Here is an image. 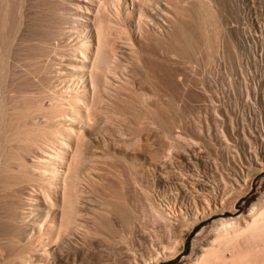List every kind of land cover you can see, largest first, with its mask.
Masks as SVG:
<instances>
[{
  "label": "bare ground",
  "instance_id": "bare-ground-1",
  "mask_svg": "<svg viewBox=\"0 0 264 264\" xmlns=\"http://www.w3.org/2000/svg\"><path fill=\"white\" fill-rule=\"evenodd\" d=\"M59 1L44 3L22 39L26 1L0 0V264H97L103 246L115 260L124 252L126 264H149L160 249L182 245L183 226L208 213L184 182L171 201L158 193L167 178L154 164L165 168L162 158L180 150L181 168L195 181L198 161L185 154L183 139L191 138L174 132L183 109L172 90L160 95L156 72L166 71L169 81L170 59L196 65L199 55L214 58L230 27L220 22L225 0H69L67 8ZM13 59L22 64L18 73ZM155 128L168 138L158 135L156 151L149 142ZM254 154L248 171L264 166ZM197 179L195 189L207 200L234 189L223 177V187ZM241 219H221L187 264H264V200Z\"/></svg>",
  "mask_w": 264,
  "mask_h": 264
},
{
  "label": "rangeland",
  "instance_id": "rangeland-1",
  "mask_svg": "<svg viewBox=\"0 0 264 264\" xmlns=\"http://www.w3.org/2000/svg\"><path fill=\"white\" fill-rule=\"evenodd\" d=\"M24 1H26L24 2V5L26 7V8L24 7L25 8L24 9L25 10L24 11V16H25L24 21H26V23L24 22V26L22 30L23 32H21V37L22 39H28V37L26 36H28L29 27L33 25L32 22L36 20L38 13L40 11L47 8V7L43 8L45 7V4H47L48 2L50 4V2L52 1L51 2V5H52L54 0H24ZM61 1L62 3L65 2L63 4L64 7L62 5L63 8H67L66 6L68 5H65L66 3L71 4V1L69 0H66V1L61 0ZM61 1H59V3H61ZM56 3L57 1L55 2V4ZM218 9L220 11L219 15H220L221 25L223 27L226 25L225 28H228L230 26L228 28L229 30L227 29L229 31L228 33L230 34V36L229 38L228 36H226L228 34L227 32L222 34L221 36L222 38L219 39L216 45L217 47H216V51L214 54L215 55L214 58L211 61L206 62L205 55L202 53L203 55L198 56V58L200 57V59H197V61L195 62L196 65H193V62L190 64L185 63L184 65H182L183 63H181L180 61L178 63L176 58L175 60L177 62L173 58L170 59L169 61H167L168 62L167 65L172 64L174 66L173 67L172 65L167 66L168 67L167 69L171 71L170 78L172 77L169 81H167V78H166V71L156 72L157 73L156 75L158 77L156 78L157 80L159 79L158 80L159 81V86H158L159 93L163 92L160 95L168 94L173 91L174 98L175 100H177L176 101L177 106H179L180 104V107H181V108L178 107L180 108L178 109L179 112L182 111L183 109V114L180 113L181 114L180 116H182L181 120L183 122V125H182V122H180L181 124H179L178 127L179 128L181 127L180 128L181 130L179 128H175L174 132L179 133L181 131L180 134L183 137H184L183 134H185V137L187 136V139L191 138L189 139L190 141H192V139H194L193 141H197L196 143L192 141L195 145L192 144L191 142L192 146H190V141L185 140L186 138H184L183 141H185L184 143L186 144H184L183 146L187 145L188 143L186 141H188L189 144L186 147H184V149L187 150L185 151V154L187 152L189 157L192 156L191 157L192 161L193 160L198 161L197 172L195 171V174H194L195 176L193 175L195 181H193V177H191L192 179L190 178L189 172H186L185 170L182 169L183 160L182 158L178 156L180 153V150H178L179 151L178 154H176L177 151L174 152L172 150L173 152H171V156L173 155L174 157L176 156L177 157V158L175 157L176 159L174 157L173 159L172 158L170 159L171 156L170 157L167 156L170 159L169 164L166 160L168 159L167 157L162 158L161 160L163 161L162 163H164V161H166L165 163H167V165H164L165 168H162L163 165L160 166L159 164L155 166L154 164V169H155L154 172L156 171V168H157L158 173H161V171H163L162 174L164 173L165 179L167 178L165 181L166 183L164 182L163 184H160L158 186L157 188L158 193L162 194L160 195V197L162 198L163 196L162 198L163 200H164V197L166 196L165 202H167L168 200L171 201V196H172L173 191H174L173 194L177 192L175 195H178V191H177L178 189L175 190L176 186L180 187V184H183L181 182H184L186 183V186H188V188L191 189V191H193L195 198H196V204L198 205V208L200 209V211L205 210L206 212L208 211V213L205 214L203 217H201L200 220L199 219L194 220V221L191 220L186 224V226H183L179 234V237H182V238L180 239L178 236H176V238L178 237V240L179 239L182 240V245H178V243L173 242L172 245L174 246V248H172L170 251L167 250L164 253L162 252L163 250L158 248L157 250L159 251L160 249L161 255L159 254V256L157 257V255H155L154 253V258L156 259H154L153 261L151 259L147 260L149 261V264H187L189 263L195 258L197 253H199L200 247L204 246L205 245L204 243L207 240H209L211 236L215 233V229L217 227H220L221 219L229 218V217H236V218H239V221H240L242 220L241 219L242 216H245L248 213V210L252 204L257 203V201H260V200L261 202H263L264 200L262 199L264 198V166L255 165L258 168L261 167V169H259L260 171L258 170L248 171L249 162L255 163L257 161L255 154L253 155V153L257 152V156L259 155L261 161L264 162V141H263L264 139L263 138L264 137V0H225L224 4H222V6H220ZM224 34H226L225 35L226 37L224 36ZM30 42L31 41L26 42V44H29ZM55 42L57 41L54 40L53 43L56 44ZM203 57H204V61L202 62ZM199 60L201 61L199 62ZM16 61L17 63H19L18 65H20V62L17 59H13L12 69L15 73H18L22 70L23 67H22V64L21 66H17V63H15ZM173 61H175L174 63L178 65L173 64ZM199 64L200 66H203V67L201 68ZM191 65H193V67H191ZM210 65L212 66V68H210L211 67ZM65 72H68V71H65ZM163 73H164V76L162 75ZM162 76L164 78L163 80H162ZM199 79L201 80V82H199L200 81ZM203 80L205 82H203ZM242 81H244V84L246 82L248 84L246 87L247 93L245 91L246 93L245 95L242 92L243 90L242 84H241ZM229 85H231L232 88H230ZM160 87L163 89L165 88L164 90L166 91H163V89H161ZM214 89L216 92L214 91ZM213 100H215V102ZM184 103L186 105H184ZM206 108H207V111H206ZM213 109L215 110L219 109L220 111L218 110L217 111L218 113H217ZM190 112L193 115H191ZM214 112L218 114L219 116L216 115L218 116L216 117L214 115ZM227 112H228V115H227ZM185 114H187L188 116L186 117ZM204 114H206L207 116H204ZM183 117L185 118V120L183 119ZM207 117H208V120L206 119ZM186 118L188 122H186ZM198 118L199 119L201 118V119L199 120ZM175 119L177 120V117H175ZM188 119L191 121H189ZM214 119H216L215 120L216 124H214L215 122H213ZM223 119H224V122H223ZM184 122L188 124L185 125ZM197 122H199L200 125ZM247 123L249 124V126ZM180 125H182L184 128ZM196 125H198L199 127L202 125L201 128H199L200 131L198 130V132L194 129ZM209 125L211 127V130H210ZM186 127H187V130H186ZM218 127L220 128V130L218 129ZM182 128H183V131H182ZM231 129H233L234 132ZM154 130H156V134L154 131V134L152 135V137L150 136L151 134L149 135L150 136L149 142L153 141L151 142V145H153L154 150L156 151V149L159 148V145L161 147V144H162L161 142L164 141L163 138H165L166 140L168 138L166 137L162 138L161 132L160 134H158L157 128H155ZM184 130H186L187 132ZM219 131H221V133ZM158 135L161 136L160 138H162L163 141L160 138H158L159 137ZM246 136L250 138V140L247 138L249 141H251L250 143H248L249 141L246 140L245 138ZM140 137L143 140L144 136H140ZM225 137L228 138V140ZM159 139L161 140V142ZM225 140H227V142H230V143H227ZM188 146L190 147L188 148ZM233 149H234V152H233ZM172 153H175V154L172 155ZM200 155H202V157H205V158L202 159ZM247 159L249 160L251 159L252 161L251 160L248 161ZM161 161H158L157 163H160ZM170 163H174L175 168H174V164L173 166H171L172 164L170 165ZM166 166L168 168H166ZM159 168L160 170H158ZM163 169L166 171L164 172ZM167 169L169 170L167 171ZM248 172L249 174H247ZM234 175L236 176L237 181L234 179L235 177ZM195 177L199 179H205L207 180V182L209 181V183H211L212 185L214 184L213 182L216 181L215 183L218 186L220 185V187H223V184H222L223 181L221 180L223 177L225 178L226 182L230 181L228 183L233 185V187H231V185L226 183L225 186H227L229 189L234 188L235 190L233 189L231 191L229 190V192L227 191V194L225 193V195L222 197H216L214 201L211 198L207 200L205 199L204 195H202V192H199L197 189H195L196 179H197ZM213 178H215V180ZM169 195L171 196L168 198ZM174 205H176V207ZM172 206L174 209L178 208L177 207L178 204H174V202ZM175 213L177 214L176 210H175ZM136 239L142 240L143 238L141 234H139L136 236ZM138 247H139L138 253L143 251V248H141L142 246H138ZM100 249L101 250H99V252L101 253V255L100 257H98L99 260L97 261V264H115V263L123 264V261L128 257L123 252V249H121L124 255L123 253L118 254L117 255L118 258L115 260L113 258V255L110 253L109 248H107L106 246H103ZM139 261L140 260H138V262ZM70 262L72 264V261ZM94 262L95 261H93V264ZM139 263L143 264L142 262H139ZM124 264H126L125 261H124Z\"/></svg>",
  "mask_w": 264,
  "mask_h": 264
}]
</instances>
